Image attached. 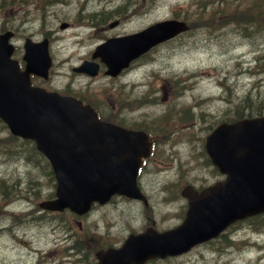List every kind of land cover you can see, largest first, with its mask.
I'll return each instance as SVG.
<instances>
[{
    "label": "rangeland",
    "instance_id": "374dc122",
    "mask_svg": "<svg viewBox=\"0 0 264 264\" xmlns=\"http://www.w3.org/2000/svg\"><path fill=\"white\" fill-rule=\"evenodd\" d=\"M217 1L0 0V30L14 31L11 41L15 57L21 58L26 36L39 40L46 34L50 40L49 79L32 78L33 82L49 89H68L94 103L106 119L150 130L158 155L156 162L149 160L139 176L153 211L144 213L141 205L114 197L81 219L69 212L57 217L58 214L36 210V199L49 196L54 190L47 161L33 154L29 142L18 138L8 141V129L0 121V264H93L92 240L88 236L100 235L97 243L109 240L118 245L128 232L142 230L151 219L158 228L179 221L167 211H173L180 201L179 184L208 170L200 150L204 135L219 120L231 115L242 95H264V31L244 33L229 23L232 14L223 22L222 17L216 16L208 23L200 18L203 13L192 14L198 10L193 3L203 6L212 2L208 9ZM223 1L236 7L249 0ZM123 2V18L116 26L110 27L109 22L117 18V13L105 12L101 18L92 15L110 11ZM174 15L188 16L193 20L192 28L153 47L124 75L110 78L100 70L93 78L71 70L83 57L89 58L93 47L106 37L133 32ZM62 21L68 22L66 28H60ZM169 109V116L159 120V115L168 114ZM183 114L186 119H182ZM170 129L175 132H168ZM9 146L15 151L10 153ZM174 146L176 150L171 151ZM16 150L18 154L14 155ZM22 154L28 162L15 159ZM201 156L203 160L199 159ZM162 165H167L163 171ZM15 182L21 189L17 187L14 195L9 197L5 190L2 192ZM29 187L35 193H30ZM67 223L73 237L64 226ZM247 229H231L232 236L242 242L240 249L237 243L220 250L216 249L222 243L202 245L188 254L157 258L147 264H255L260 260L257 247L246 245L252 243L244 239L250 234ZM77 238H83L84 244L76 254L69 255L70 248L65 246ZM259 239L263 240L264 235ZM76 257L79 261H75ZM260 262L264 264V257Z\"/></svg>",
    "mask_w": 264,
    "mask_h": 264
},
{
    "label": "water",
    "instance_id": "95a60500",
    "mask_svg": "<svg viewBox=\"0 0 264 264\" xmlns=\"http://www.w3.org/2000/svg\"><path fill=\"white\" fill-rule=\"evenodd\" d=\"M186 28L183 20L158 21L107 39L92 56L100 55L106 72L115 75L130 59ZM12 34L0 32V117L13 134L33 139L52 165L55 197L40 205L82 213L93 200L104 202L114 192L144 199L135 178L141 156L150 150L147 135L100 120L89 105L71 95L31 86L29 73L46 76L50 65L47 38H26V66L20 70L10 57ZM97 68V63L84 61L74 69L95 74ZM205 147L226 179L200 194L183 191L189 207L180 226L130 234L120 247L97 251L96 264H141L155 256L179 254L231 221L264 211V115L219 123L206 137Z\"/></svg>",
    "mask_w": 264,
    "mask_h": 264
},
{
    "label": "trees",
    "instance_id": "16d2710c",
    "mask_svg": "<svg viewBox=\"0 0 264 264\" xmlns=\"http://www.w3.org/2000/svg\"><path fill=\"white\" fill-rule=\"evenodd\" d=\"M226 5L223 0H218L215 5H211L210 8L206 9V11L198 10L197 13H203L200 17L205 22H209V20L213 17L219 16L222 17L220 22H223L222 19L225 17L230 18L229 23H233L240 30H243L244 33H248V31H257L258 29L264 30V0H249L246 4H239L236 7L231 5ZM204 13H207L204 15ZM199 18V20H200ZM253 27V28H250ZM3 28V27H2ZM231 111V115L229 116L231 119L241 118L244 116H252L255 114L264 113V95L256 98V96H250L248 93H245L242 96V99ZM14 136L8 135V141L13 142ZM17 183L9 184L10 187H14ZM6 194L12 193L13 191L8 190L7 188L1 189Z\"/></svg>",
    "mask_w": 264,
    "mask_h": 264
},
{
    "label": "flooded vegetation",
    "instance_id": "af4514ba",
    "mask_svg": "<svg viewBox=\"0 0 264 264\" xmlns=\"http://www.w3.org/2000/svg\"><path fill=\"white\" fill-rule=\"evenodd\" d=\"M115 121V120H113ZM116 123H119L117 121H115ZM122 123V122H120ZM151 135H150V139L152 141V151H153V148L155 147V138L153 136V134L151 132H149ZM156 142V141H155ZM200 150L203 152V155H204V164L208 167V170L206 171V173L202 174V175H199V176H195L193 177L192 181L191 182H184L182 184H192L197 190H200L202 189L203 187L207 186V185H210L212 183H214L216 180L220 179L223 177V174H221L218 170H217V167L215 165H213V163H211V161L209 160V158L206 156V154L204 153L203 149L200 148ZM153 158L154 161L156 160L154 157H152V152L149 156V158ZM199 159H202L203 160V157L201 156V158ZM145 161V160H144ZM143 161V164H145ZM153 161V163H154ZM198 164H203L202 161H198ZM186 205H187V200L186 198H182L180 199V201L178 202L176 208L173 210V211H167V213L169 214H173V216H176L178 217V219H181L185 213V209H186ZM150 204H147L145 205V208L143 209L144 212H149L150 211ZM228 231H225L224 233H221L219 235V237H217L215 240L213 241H220L219 239L220 238H225L226 236V233ZM210 242V241H209ZM208 242V243H209Z\"/></svg>",
    "mask_w": 264,
    "mask_h": 264
}]
</instances>
